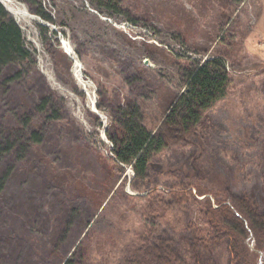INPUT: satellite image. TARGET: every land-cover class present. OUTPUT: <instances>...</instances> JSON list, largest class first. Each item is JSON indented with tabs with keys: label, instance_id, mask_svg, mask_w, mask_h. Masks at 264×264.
Instances as JSON below:
<instances>
[{
	"label": "rangeland",
	"instance_id": "1",
	"mask_svg": "<svg viewBox=\"0 0 264 264\" xmlns=\"http://www.w3.org/2000/svg\"><path fill=\"white\" fill-rule=\"evenodd\" d=\"M15 1L35 18L18 22L30 55L0 66V264H125L150 233L190 259L187 225L208 230L196 183L247 193L264 213V0H41L53 21ZM212 57L228 94L192 143L157 152L133 182L110 133L133 110L157 131L189 69ZM173 190L197 199L166 209ZM214 256L231 264L225 247Z\"/></svg>",
	"mask_w": 264,
	"mask_h": 264
},
{
	"label": "trees",
	"instance_id": "2",
	"mask_svg": "<svg viewBox=\"0 0 264 264\" xmlns=\"http://www.w3.org/2000/svg\"><path fill=\"white\" fill-rule=\"evenodd\" d=\"M105 1L111 8L120 10L117 0ZM28 2L42 18L54 20L41 0ZM41 28L47 29V25H41ZM29 55L22 28L0 2V66ZM196 64L187 73L185 90L174 98L157 131L148 128L141 115L133 110L123 115L122 135L110 133L115 143L116 159L133 166V182L147 177L157 152L174 145L192 143V138L197 135L196 128L206 112L228 94L231 77L222 58L212 57ZM196 188L199 194L205 195L204 199H197L191 191L186 193L184 190L163 192L173 202L159 199L166 209L171 203L184 205L191 197L201 203V218L208 230L192 222L187 225L186 252L190 259L168 238H153L150 233L146 237L141 236L142 244L128 256L125 264H216L214 254L221 247L228 251L231 264H259L257 249L264 252V213L256 202L247 193L220 198L217 191H209L201 183H196ZM251 231L257 239L255 248L247 240ZM64 264H74V259L69 258Z\"/></svg>",
	"mask_w": 264,
	"mask_h": 264
},
{
	"label": "bare ground",
	"instance_id": "3",
	"mask_svg": "<svg viewBox=\"0 0 264 264\" xmlns=\"http://www.w3.org/2000/svg\"><path fill=\"white\" fill-rule=\"evenodd\" d=\"M6 7V9L15 15L17 22L25 21L29 22L30 18H35L34 15H32L25 7L21 6L19 3H17L15 0H0ZM65 47L68 51L71 52V45L69 43L65 44ZM79 68V65L77 66ZM98 111V109H96Z\"/></svg>",
	"mask_w": 264,
	"mask_h": 264
}]
</instances>
